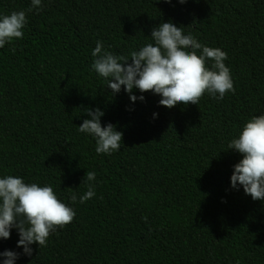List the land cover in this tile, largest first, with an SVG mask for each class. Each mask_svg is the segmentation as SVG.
Returning <instances> with one entry per match:
<instances>
[{
    "label": "trees",
    "instance_id": "16d2710c",
    "mask_svg": "<svg viewBox=\"0 0 264 264\" xmlns=\"http://www.w3.org/2000/svg\"><path fill=\"white\" fill-rule=\"evenodd\" d=\"M29 5L0 0V12L23 9L28 20L23 38L0 48V174L50 184L75 216L16 264H264V201L230 187L240 154L227 150L264 112V0ZM167 20L227 53L234 92L171 108L150 90L143 102L123 87L111 95L90 69L96 41L128 55ZM85 107L102 108L101 125L122 132L119 151L97 154L94 139L77 132ZM86 171L96 173V195L72 203L71 193L87 190ZM17 239L12 229L0 251H20Z\"/></svg>",
    "mask_w": 264,
    "mask_h": 264
},
{
    "label": "clouds",
    "instance_id": "9594fccd",
    "mask_svg": "<svg viewBox=\"0 0 264 264\" xmlns=\"http://www.w3.org/2000/svg\"><path fill=\"white\" fill-rule=\"evenodd\" d=\"M42 8L43 0H30L27 11ZM27 22L23 9L0 12V48L22 39ZM185 28L172 20L160 22L148 35L151 41L128 55L115 54L97 40L91 51L90 69L106 81L111 95L118 94L123 87L131 102H143V93L150 90L160 97L158 104L168 108L177 103L197 105L205 94L220 100L226 92H234L231 71L225 64L227 53L200 42ZM134 89L140 95L134 94ZM82 112L86 117L76 130L94 139L95 152L108 155L119 151L122 132L110 122L101 125L104 110L85 107ZM152 115L155 118L157 113ZM228 149L240 154L232 166L230 187L236 190L242 187L252 200L264 201V112L252 115L242 124L228 141ZM95 180L96 173L86 171L80 183L87 190L79 197L71 193L69 200L84 203L95 196ZM74 216V208L59 198L50 184L27 182L20 175L0 174V239L7 240L15 229L16 248L20 249L0 251V264H16L21 255L31 256L33 243L38 248L46 246L49 235L70 223Z\"/></svg>",
    "mask_w": 264,
    "mask_h": 264
}]
</instances>
